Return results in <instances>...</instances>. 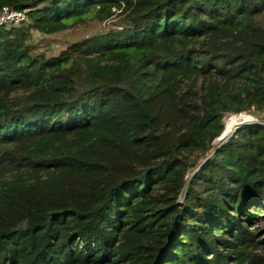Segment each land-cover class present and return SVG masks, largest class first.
Instances as JSON below:
<instances>
[{
	"label": "trees",
	"instance_id": "obj_1",
	"mask_svg": "<svg viewBox=\"0 0 264 264\" xmlns=\"http://www.w3.org/2000/svg\"><path fill=\"white\" fill-rule=\"evenodd\" d=\"M5 6L0 264H264V0Z\"/></svg>",
	"mask_w": 264,
	"mask_h": 264
},
{
	"label": "rangeland",
	"instance_id": "obj_2",
	"mask_svg": "<svg viewBox=\"0 0 264 264\" xmlns=\"http://www.w3.org/2000/svg\"><path fill=\"white\" fill-rule=\"evenodd\" d=\"M120 20V15H118V13H116L112 20L110 21H107L103 24H100L99 27L97 28H93V29H88L87 27H80V28H76V29H70V30H67V31H64V32H61V33H58V34H53V35H50V36H46L42 39H39L41 45L43 46V48H50V51H53V52H58L61 47L66 44L67 42H70V41H74V40H78V39H81L85 36H87V34L89 32L91 33H94L100 29H104L106 26H109V25H116V23ZM259 20L263 23L264 25V14H262L260 17H259ZM239 114H231V115H227L224 119L225 121V128L224 130L226 129V120H228L229 118L233 117V116H237ZM238 125L235 123L234 126L232 127V131L230 132L231 134L233 133V131H235V128L237 127ZM230 134V135H231ZM261 227L263 225H260Z\"/></svg>",
	"mask_w": 264,
	"mask_h": 264
},
{
	"label": "built area",
	"instance_id": "obj_3",
	"mask_svg": "<svg viewBox=\"0 0 264 264\" xmlns=\"http://www.w3.org/2000/svg\"><path fill=\"white\" fill-rule=\"evenodd\" d=\"M26 20H27L26 10H18L15 8H11L9 6H5L2 8L0 12V26H6V27L19 26L23 24ZM244 115H247L249 117L238 121L236 123L238 126H241L249 122H256L261 125H264V116L258 117L257 115L246 113V112H241L237 116L241 117Z\"/></svg>",
	"mask_w": 264,
	"mask_h": 264
},
{
	"label": "bare ground",
	"instance_id": "obj_4",
	"mask_svg": "<svg viewBox=\"0 0 264 264\" xmlns=\"http://www.w3.org/2000/svg\"><path fill=\"white\" fill-rule=\"evenodd\" d=\"M247 115L238 117V116H233L231 118H229L228 120H226V129H225V133L226 134H230V132L232 131V127L234 126L235 123H237L240 120L246 119Z\"/></svg>",
	"mask_w": 264,
	"mask_h": 264
},
{
	"label": "water",
	"instance_id": "obj_5",
	"mask_svg": "<svg viewBox=\"0 0 264 264\" xmlns=\"http://www.w3.org/2000/svg\"><path fill=\"white\" fill-rule=\"evenodd\" d=\"M238 127H240V126H237L236 128H235V130L238 128ZM234 132V131H233ZM231 134V133H230ZM230 134H226L225 133V130L223 131V133L215 140V142L214 143H219V142H221V141H224L225 139H227L228 138V136L230 135Z\"/></svg>",
	"mask_w": 264,
	"mask_h": 264
}]
</instances>
